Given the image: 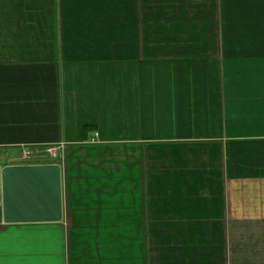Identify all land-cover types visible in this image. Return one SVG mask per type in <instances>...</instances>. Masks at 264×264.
<instances>
[{
  "label": "crops",
  "instance_id": "1",
  "mask_svg": "<svg viewBox=\"0 0 264 264\" xmlns=\"http://www.w3.org/2000/svg\"><path fill=\"white\" fill-rule=\"evenodd\" d=\"M42 165L0 264H264V0H0V169Z\"/></svg>",
  "mask_w": 264,
  "mask_h": 264
},
{
  "label": "water",
  "instance_id": "2",
  "mask_svg": "<svg viewBox=\"0 0 264 264\" xmlns=\"http://www.w3.org/2000/svg\"><path fill=\"white\" fill-rule=\"evenodd\" d=\"M60 211L57 165L0 169V223L21 215L27 222L56 221Z\"/></svg>",
  "mask_w": 264,
  "mask_h": 264
},
{
  "label": "built area",
  "instance_id": "3",
  "mask_svg": "<svg viewBox=\"0 0 264 264\" xmlns=\"http://www.w3.org/2000/svg\"><path fill=\"white\" fill-rule=\"evenodd\" d=\"M22 159L24 160V161H32V159H34L33 158V154L32 153H26V154H23V156H22Z\"/></svg>",
  "mask_w": 264,
  "mask_h": 264
},
{
  "label": "rangeland",
  "instance_id": "4",
  "mask_svg": "<svg viewBox=\"0 0 264 264\" xmlns=\"http://www.w3.org/2000/svg\"><path fill=\"white\" fill-rule=\"evenodd\" d=\"M39 155H40V154H37V155H36V156H37L36 159H38V160H39V159H40V160H44V158H42L44 154L42 155V157H41V155H40V156H39Z\"/></svg>",
  "mask_w": 264,
  "mask_h": 264
}]
</instances>
